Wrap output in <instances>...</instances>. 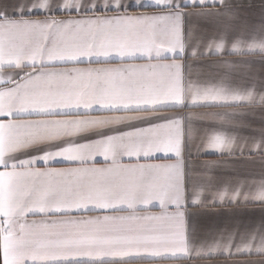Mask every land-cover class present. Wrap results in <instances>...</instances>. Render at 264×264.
I'll return each instance as SVG.
<instances>
[{
	"label": "snow or ice",
	"instance_id": "1",
	"mask_svg": "<svg viewBox=\"0 0 264 264\" xmlns=\"http://www.w3.org/2000/svg\"><path fill=\"white\" fill-rule=\"evenodd\" d=\"M255 50L264 0H0V264H264V172L200 159L264 160ZM217 204L260 215L192 223Z\"/></svg>",
	"mask_w": 264,
	"mask_h": 264
},
{
	"label": "crops",
	"instance_id": "2",
	"mask_svg": "<svg viewBox=\"0 0 264 264\" xmlns=\"http://www.w3.org/2000/svg\"><path fill=\"white\" fill-rule=\"evenodd\" d=\"M236 3L241 5L247 6L248 4H259L261 0H235ZM253 23H259V16L258 13H253ZM248 39V37H245ZM262 57H264V53H261L258 50H255L251 54L245 55H236V56H226V59L239 62V61H250L251 63L247 66L238 65L234 68L232 72V78L235 84H240L241 82L246 81L250 76L253 74L259 79L264 77V62H262ZM212 59H216L213 57ZM219 71L214 67H207L205 68L206 73H215ZM207 111H214L215 109H206ZM262 116L264 113L261 112L260 107L257 105L253 106H241L239 109L236 110V115L233 119L238 123L249 124L250 127L244 128L241 130V135L243 136H254L258 135V130L262 126ZM201 160H209V161H216V160H228L230 167L224 169H220V173L224 176L230 178L234 183L240 182L243 183L245 181H252V180H259L261 178V173L264 172V160H262L257 155H251L249 153H245L243 157H221L216 154H209L203 155L200 157ZM125 162H128L125 159ZM157 162H164V157L160 156ZM104 163L103 157L98 156L96 158L97 166H102ZM43 167L44 165H39ZM51 167L56 168H63L75 165H69L66 162H57L52 165ZM252 207V206H249ZM153 212H158L159 207H154L151 209ZM193 212L199 213V215L192 218L193 224H201L207 225L212 223L222 222L230 218V213L235 211V214L240 218H246L248 215H252L255 217H259V211H255L249 213L246 209L240 208L237 210H233L232 206L230 205H221L217 204L213 207H202L199 209H191ZM218 259L222 260L223 257H219ZM192 264H197L196 261H193ZM202 264V262H201Z\"/></svg>",
	"mask_w": 264,
	"mask_h": 264
}]
</instances>
